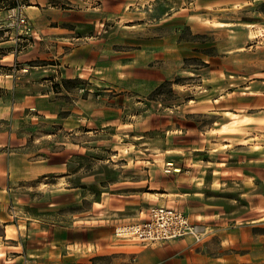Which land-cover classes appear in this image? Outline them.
<instances>
[{
    "label": "crops",
    "instance_id": "obj_1",
    "mask_svg": "<svg viewBox=\"0 0 264 264\" xmlns=\"http://www.w3.org/2000/svg\"><path fill=\"white\" fill-rule=\"evenodd\" d=\"M55 1L59 4L21 2L32 36L0 30L6 54L0 68V264H264V188L255 194L254 182H205L192 170L181 175L183 182H160L164 193L155 199L189 216L202 238L149 244L120 238L115 228L145 222L152 196L129 199L104 190L95 199L88 195L95 182L72 178L78 151L71 138L78 123L85 122L88 130L91 124L109 127L126 105L103 95L94 99L92 92L149 91L174 80L186 72L184 60L191 56L180 28L190 25L192 11L232 10L239 0H193L179 11L176 0H124L111 15L104 0ZM110 16L118 25L112 32L104 27ZM87 22L94 24V33L80 32ZM191 29L199 32L194 25ZM65 79L86 80L88 98L63 86L56 92L53 84ZM230 95L212 100L220 116L235 114ZM22 121L36 131L20 142ZM40 123L50 130L38 135ZM62 133L68 141L56 140ZM239 168L231 173L249 179L251 169ZM49 175L53 182H45ZM42 187L50 192L47 202L40 197ZM78 197L80 204L91 201L80 212Z\"/></svg>",
    "mask_w": 264,
    "mask_h": 264
},
{
    "label": "rangeland",
    "instance_id": "obj_2",
    "mask_svg": "<svg viewBox=\"0 0 264 264\" xmlns=\"http://www.w3.org/2000/svg\"><path fill=\"white\" fill-rule=\"evenodd\" d=\"M13 1L25 0H0V30H7L3 26ZM51 1L54 6L59 4ZM123 1L104 0L105 13L111 15ZM191 1L176 0L174 10H181L184 2L189 5ZM135 10L139 12L137 6ZM192 12L190 25L180 28L191 46V56L184 60L186 72L172 80L171 85L156 93L160 85L149 91L92 92L94 99L103 95L126 104L115 124L106 128L91 124L93 129L88 130L81 122L77 135L71 138L78 151L72 159L73 182H95L88 192L95 199L104 190L131 196L129 199H138L145 193L154 200L145 206L148 216L151 207L163 205L155 199L164 193L160 182H183L181 175L187 176L189 170L196 177L205 178V182H254L255 194L263 190L258 182H264V0H239L232 10L205 7ZM116 21L110 16L105 29L114 31ZM229 21L237 24L230 27L220 23ZM192 25L198 33H194ZM93 28L94 24L87 22L80 32L92 34ZM79 80L72 82L70 88L88 98L89 83ZM226 94H231L229 98L236 109L235 114L223 117L215 111L212 100ZM230 120V124L221 126ZM36 127L38 135L50 130L42 123ZM30 131H36L34 125L22 121L19 141H26ZM65 136L62 133L56 140L68 141ZM172 148L182 152L168 151ZM249 159L253 161L247 164ZM245 165L251 169V181L240 173H231ZM45 182H53V176L49 175ZM49 194L42 187L40 197L44 202ZM80 200L78 197L75 207L78 212L91 203L83 200L80 204Z\"/></svg>",
    "mask_w": 264,
    "mask_h": 264
},
{
    "label": "built area",
    "instance_id": "obj_3",
    "mask_svg": "<svg viewBox=\"0 0 264 264\" xmlns=\"http://www.w3.org/2000/svg\"><path fill=\"white\" fill-rule=\"evenodd\" d=\"M23 4L8 10L5 29H13L25 37L34 34L31 20L23 13ZM17 51V50H15ZM116 235L124 239H132L142 243H159L177 240L186 236H194L201 240L199 226L180 209L158 205L150 208L147 220L143 223H127L116 228Z\"/></svg>",
    "mask_w": 264,
    "mask_h": 264
},
{
    "label": "trees",
    "instance_id": "obj_4",
    "mask_svg": "<svg viewBox=\"0 0 264 264\" xmlns=\"http://www.w3.org/2000/svg\"><path fill=\"white\" fill-rule=\"evenodd\" d=\"M17 5H18L17 1H13L12 4H10V8L11 9L15 8V7H17ZM4 55H6V54L4 53L3 49H0V68L2 67L1 66V59L3 58ZM78 81H80V80L79 79H75V80H67V79H65V80H62L61 83H54L53 87H54V90L56 92H59L62 86L65 87L66 89H68V88H70V84L72 82H78ZM171 84H172L171 81H167V82L163 83L162 85L157 87V89L155 90V93L156 92H160L164 87L169 86Z\"/></svg>",
    "mask_w": 264,
    "mask_h": 264
}]
</instances>
